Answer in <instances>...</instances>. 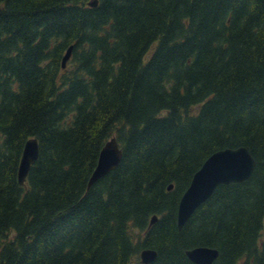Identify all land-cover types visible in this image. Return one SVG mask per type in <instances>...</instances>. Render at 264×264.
Returning <instances> with one entry per match:
<instances>
[{
	"label": "trees",
	"instance_id": "16d2710c",
	"mask_svg": "<svg viewBox=\"0 0 264 264\" xmlns=\"http://www.w3.org/2000/svg\"><path fill=\"white\" fill-rule=\"evenodd\" d=\"M89 1L0 0V264H264V0ZM111 137L121 160L87 188ZM241 146L252 174L179 230L194 172Z\"/></svg>",
	"mask_w": 264,
	"mask_h": 264
},
{
	"label": "water",
	"instance_id": "95a60500",
	"mask_svg": "<svg viewBox=\"0 0 264 264\" xmlns=\"http://www.w3.org/2000/svg\"><path fill=\"white\" fill-rule=\"evenodd\" d=\"M96 3L97 1L93 0L88 2V5L95 6ZM71 50L72 46H69L65 51L61 61L62 67L69 59ZM37 156V140L29 138L24 143L19 160L17 171L19 184H24L29 168L35 163ZM121 156V149L116 139L113 137L107 140L99 151L95 168L87 182V188L115 169ZM254 167V158L243 146L220 149L209 155L193 174L188 187L179 199L176 215L177 228L179 230L182 228L193 212L211 196L217 185L246 180L252 174ZM171 188L172 184L168 186V189ZM155 221L156 216H153L150 224ZM156 255L155 250L146 248L140 251L139 258L142 263L147 264L155 260ZM185 255L195 264H212L218 251L208 246H196L187 249Z\"/></svg>",
	"mask_w": 264,
	"mask_h": 264
},
{
	"label": "rangeland",
	"instance_id": "374dc122",
	"mask_svg": "<svg viewBox=\"0 0 264 264\" xmlns=\"http://www.w3.org/2000/svg\"><path fill=\"white\" fill-rule=\"evenodd\" d=\"M66 66V65H65ZM263 234H264V230H263Z\"/></svg>",
	"mask_w": 264,
	"mask_h": 264
}]
</instances>
